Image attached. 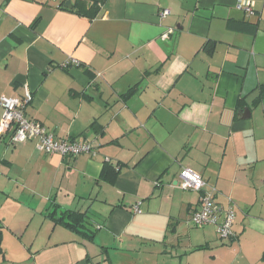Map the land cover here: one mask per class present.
Listing matches in <instances>:
<instances>
[{
  "label": "crops",
  "instance_id": "0c3cea01",
  "mask_svg": "<svg viewBox=\"0 0 264 264\" xmlns=\"http://www.w3.org/2000/svg\"><path fill=\"white\" fill-rule=\"evenodd\" d=\"M238 1L81 0L77 14L0 0V99L28 88L29 119L95 153L0 135V264H264V0H245L253 14ZM106 163L114 184L100 179ZM185 168L235 209L232 241L190 223L200 194L179 187ZM56 210L85 215L92 238Z\"/></svg>",
  "mask_w": 264,
  "mask_h": 264
},
{
  "label": "built area",
  "instance_id": "2783aa9c",
  "mask_svg": "<svg viewBox=\"0 0 264 264\" xmlns=\"http://www.w3.org/2000/svg\"><path fill=\"white\" fill-rule=\"evenodd\" d=\"M237 9L253 14L252 8L246 4L245 0L238 1ZM169 15V10H163L160 14L162 19ZM173 31L170 28L163 34L162 39H168ZM79 65L80 62L77 60H69L63 66L68 68ZM32 99V93L28 88L23 98L3 96L0 99V105L4 110L0 121V135L10 136V142L14 146L37 141L38 151L50 155L58 154L73 158L84 154H95L89 144L57 139L41 123L29 119L24 110ZM179 178V187L182 190L200 194V206L191 216L190 223L196 228L212 226L222 242L232 241L235 238L233 227L236 220L233 206L231 204L227 208L221 206L216 200L217 188L209 186L204 178L193 170L183 169ZM141 205L133 208L135 214L142 213Z\"/></svg>",
  "mask_w": 264,
  "mask_h": 264
},
{
  "label": "trees",
  "instance_id": "16d2710c",
  "mask_svg": "<svg viewBox=\"0 0 264 264\" xmlns=\"http://www.w3.org/2000/svg\"><path fill=\"white\" fill-rule=\"evenodd\" d=\"M66 1L67 0H63V3H62V8L64 10H68L70 12H75L77 14H80L81 9H80L79 5L81 3L80 2L81 0H77L75 2V4H73V7L71 9L67 8ZM101 1H103V0H93V2L95 4L100 3ZM228 27L233 31L252 34V35H255L258 31V28L256 25H253V24L246 22V21H229ZM213 50H214V48H209L208 52L210 54H212ZM79 66H81V63ZM62 68L68 69L69 67L65 68L64 66H62ZM117 168H118V166L115 168L112 165L106 163L104 166V169L101 173L100 179L104 182L109 183V184H114L115 181L117 180L118 174H119V170ZM56 215H57V210L54 211L50 216L55 220L56 223L61 224V225L65 226V227H67V228H69V229H71V230H73L79 234H82L84 236L92 238V237H90V235L87 232H85V229L87 228V225H86L87 222L85 219V215H82V214H79L76 212H72V211L60 212L58 214L59 218H55ZM2 241H3V230L0 227V255L4 254L3 248H2Z\"/></svg>",
  "mask_w": 264,
  "mask_h": 264
},
{
  "label": "water",
  "instance_id": "95a60500",
  "mask_svg": "<svg viewBox=\"0 0 264 264\" xmlns=\"http://www.w3.org/2000/svg\"><path fill=\"white\" fill-rule=\"evenodd\" d=\"M66 6L67 8L71 9L73 7L72 1L71 0H67L66 1ZM249 117V110H245L243 113V118H248Z\"/></svg>",
  "mask_w": 264,
  "mask_h": 264
},
{
  "label": "rangeland",
  "instance_id": "374dc122",
  "mask_svg": "<svg viewBox=\"0 0 264 264\" xmlns=\"http://www.w3.org/2000/svg\"><path fill=\"white\" fill-rule=\"evenodd\" d=\"M73 4V3H72ZM159 199V197L158 196H156V198H154L153 199V201L155 202L156 200H158ZM143 202L142 201H139V202H137L136 204H135V206L134 207H136V206H138L139 204H142ZM168 200L167 199H165V201H164V203L163 204H165L163 207H167V205H168ZM133 207V208H134Z\"/></svg>",
  "mask_w": 264,
  "mask_h": 264
}]
</instances>
